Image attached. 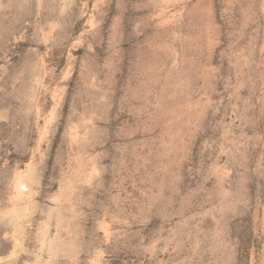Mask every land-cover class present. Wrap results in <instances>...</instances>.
Instances as JSON below:
<instances>
[{"label": "rangeland", "instance_id": "obj_1", "mask_svg": "<svg viewBox=\"0 0 264 264\" xmlns=\"http://www.w3.org/2000/svg\"><path fill=\"white\" fill-rule=\"evenodd\" d=\"M13 68L57 264H264V0H0Z\"/></svg>", "mask_w": 264, "mask_h": 264}, {"label": "crops", "instance_id": "obj_2", "mask_svg": "<svg viewBox=\"0 0 264 264\" xmlns=\"http://www.w3.org/2000/svg\"><path fill=\"white\" fill-rule=\"evenodd\" d=\"M9 74L10 95L0 90V264L68 261L58 259L57 250L65 246V227L73 226V214L55 191V174L52 184L44 183L50 164L33 160L41 141L31 118L37 88L16 80V68Z\"/></svg>", "mask_w": 264, "mask_h": 264}]
</instances>
